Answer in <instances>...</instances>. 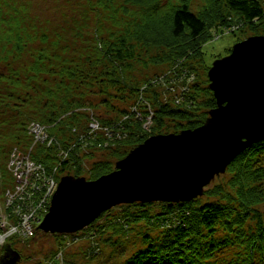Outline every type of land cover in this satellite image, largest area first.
Returning <instances> with one entry per match:
<instances>
[{"label":"trees","instance_id":"1","mask_svg":"<svg viewBox=\"0 0 264 264\" xmlns=\"http://www.w3.org/2000/svg\"><path fill=\"white\" fill-rule=\"evenodd\" d=\"M34 1L37 0H0V30L7 28L13 38L8 52L14 58L26 54L33 58L28 65L20 66L15 60L16 67L0 70V82L12 83V86L0 84V176H7L6 161L14 148H31V122L46 124L53 138L51 145H34L33 159L48 169L56 165L59 179L72 176L87 180L113 172L120 160L149 137L202 126L218 105L210 87L208 71L212 63L207 61L205 44L215 31L238 22L239 32L233 31L241 34L238 41L250 35L244 33L247 31L252 36L264 34V0H207L198 13L189 9L191 0H177L176 4L172 0L165 4L161 0H124L126 4L144 8L142 20L128 27L124 35L114 36L116 40L100 38L99 28L96 29V50L102 52L96 61L106 65L97 77L102 84L118 87L120 94L114 96L122 101L121 105L111 104L114 109L111 114L96 108L98 101L110 106L108 95H100L95 102L93 89L89 90L90 95L80 98L71 91V79L77 71L74 57L85 54L75 40L71 44L68 39L73 34L82 38L80 28L90 17L92 0L87 1L89 15L84 13L82 22H79L81 11L66 18L68 34L63 28L55 30L52 19L22 15L21 7ZM43 3L50 2L43 0ZM35 21L43 25L32 32ZM36 41L45 48L30 45ZM53 46L58 47L55 53L51 50ZM143 46L148 52L141 57L136 49ZM231 51L232 48L228 49V53ZM3 56L6 60L13 59ZM42 70L59 79L60 89L65 86L67 93L62 102L60 94L53 96L54 89L49 84L38 81ZM134 71L146 75L134 76ZM44 83H48L46 79ZM82 110H89V115L96 116L105 127L91 131L88 122L91 116L87 120ZM95 139L101 142L97 145ZM63 150L68 152L66 157L61 154ZM95 150L108 152L111 159L91 162ZM220 175H230L228 187L217 184L206 189L208 184L192 200L134 201L102 212L78 231L98 239L87 258L102 254L100 241L104 243L102 236L111 229L126 233L147 227L151 232L145 234L144 229L141 245L114 264H264V213L258 209L264 204V138L245 148ZM0 183L2 189L8 187L3 180ZM156 205L160 206L159 211ZM54 234L61 241L66 240L62 233ZM13 239L1 249L0 264L18 253L12 248ZM121 246L125 249L126 242L120 241ZM233 250H238L237 254Z\"/></svg>","mask_w":264,"mask_h":264},{"label":"water","instance_id":"2","mask_svg":"<svg viewBox=\"0 0 264 264\" xmlns=\"http://www.w3.org/2000/svg\"><path fill=\"white\" fill-rule=\"evenodd\" d=\"M208 75L218 107L211 111L205 125L180 134L148 138L120 160L114 172L96 180L64 176L40 228L70 233L88 226L102 212L121 203L192 200L203 193L216 174L225 172L245 148L262 141L264 35L237 43L231 55L214 62ZM160 172L165 175L159 176ZM8 258L3 264H16L19 254L14 252Z\"/></svg>","mask_w":264,"mask_h":264},{"label":"rangeland","instance_id":"3","mask_svg":"<svg viewBox=\"0 0 264 264\" xmlns=\"http://www.w3.org/2000/svg\"><path fill=\"white\" fill-rule=\"evenodd\" d=\"M42 1V2H40ZM50 3L45 4L43 3V0H37L31 3V5L26 7H21V14L25 15L26 18H29L31 16H36V18H42L45 19H52L53 23L56 25L55 30L62 29L65 34H68V30H65V28H69V21H67V17L70 15L73 16V14L77 11H81L82 18L79 22L83 21V14L87 13L89 15V8H87V1L88 0H46ZM163 1V2H162ZM168 0H161L163 4L167 2ZM207 0H191L188 7L191 11L198 13L200 10H203ZM93 2V9L92 12H90V17L87 19L86 23L82 25L80 28L83 29V36L82 38L74 37L75 34L69 35L68 41L71 44H74L73 40L76 41V46L79 47L81 51L84 52V55H76L74 57V63L76 64L77 71L74 77L71 79V87H72V93L80 98V97H86L90 95L89 90L93 89L94 93H91V95H94V101L97 102V100L100 99L101 96H107L109 104H113L114 106L121 105L122 101L114 96L116 93L120 94V91L118 90V87H116L112 83H106L102 84V80H100L97 76L100 75L101 71L104 69L103 62L97 63V59L102 55V52H98L96 50V45L98 43V40L96 39V29L99 28V37L104 40H113L117 39L115 37H118L120 35H124L126 32V29L130 27L132 24H134L136 21H141L143 18V12L144 8L141 5H135L132 3L126 4L124 0H114L112 2H105L100 3L99 0H92ZM175 4L178 3L177 0H172ZM60 4V5H59ZM58 5V6H55ZM141 7V8H139ZM39 14V15H38ZM42 14V15H41ZM114 18V19H112ZM72 19V17H71ZM35 26L32 27L30 30L34 32L35 29L40 30L42 28V22L35 21ZM51 23V22H47ZM238 23H235V25L230 26V29L221 28L222 32L225 34L219 38L210 40L205 44L203 47L204 51L206 52L207 61L210 63H214L217 59H221L223 57H226L228 54V49L233 48L238 41L241 34H233L232 32L236 26H238ZM73 26V25H72ZM75 27V26H74ZM7 28L0 30V70L5 69L4 71L8 70L9 66L16 67L15 60L18 61L19 65H28L29 60L33 59L29 55H23V57H17L14 58V55L8 52L7 48H10V44L12 45L13 42L10 37V34L6 32ZM218 29V32L221 31ZM238 31V28H236ZM239 32V31H238ZM57 33H60V31H57ZM244 33H250V31L244 32ZM4 35L8 36V39H3ZM243 37V39L247 38L248 36ZM115 36V37H114ZM132 44H139V43H132ZM30 45L36 46V47H43L42 43H39L38 41L31 43ZM45 48V47H43ZM57 46L51 47V50L53 53L57 52L58 50ZM13 50L12 48L10 49ZM138 56H144L148 50H146V47L143 46V48L136 49ZM4 55H8L9 59L6 60L3 57ZM65 59V57L63 58ZM64 61V60H63ZM34 62V60H33ZM58 62H61L59 60ZM8 66H4V65ZM90 64H96L97 66H91ZM135 64H137V61H135ZM212 66V64H211ZM41 76L38 79L39 82L42 84H49L53 89V96H58L60 94V99L62 102V99L64 98V95L67 93L65 86H63L61 89L59 88L60 85H58V80L54 78V75L52 73H46L44 70L41 71ZM85 74L90 75L94 79L89 80ZM134 76H142L144 78V75H146L145 72L141 71H134L132 72ZM29 76H31V73H28ZM44 79L47 80L48 83H44ZM89 82V83H88ZM0 84L2 86H12V83L7 81H1ZM117 89V90H116ZM47 94V92H45ZM43 94V98L46 97V95ZM97 95V97H95ZM111 95V96H110ZM51 96H49V99ZM52 100V99H50ZM101 105V106H98ZM98 105L96 106L97 109L101 111H109L111 114H114V109L112 106L106 107L103 106L101 102L98 101ZM26 110H31L29 108H26ZM77 109L76 111H78ZM81 110V109H80ZM86 112L87 120L89 118V110H82ZM101 111H97L99 114ZM96 116H91L89 123L93 122L96 125H98V130L100 128H104V125H99L97 121ZM69 134V132H68ZM102 137V135H101ZM95 142L98 145V141L95 139ZM23 147V146H22ZM24 148V149H23ZM22 149L19 147L20 152H23L25 154H29L33 149L23 147ZM96 152L93 154V156L90 158L91 162H95L98 160H105V159H111L108 152H104L101 150H95ZM65 157L67 155L63 154ZM17 159H15L16 161ZM164 160V159H163ZM10 155L6 161V175L7 176H0V180H3L7 186H11L13 184V188L17 189L18 187H22L25 189H34L33 193L35 194V197L39 198L41 197L40 191L38 192L37 189L43 190L44 184L48 183V185H52L53 182L59 181V175L60 172H58V168H56V165L53 169L47 170L46 174L48 172V176L45 172L42 171H36L34 170L32 173H30L28 168H25L18 163H15L17 168L20 170L18 172L17 177L13 176V173L10 171ZM162 162V160L160 161ZM158 162V163H160ZM58 164V161L57 163ZM161 164V163H160ZM163 164V163H162ZM22 170V171H21ZM34 173V174H33ZM2 174V172H1ZM32 174V175H31ZM159 176H164L165 173L163 172L159 173ZM21 176V177H19ZM230 175H220L214 176L211 183L208 185L207 188H213L217 184H221V186H226L227 181L229 180ZM4 189H2V184L0 183V192L2 193ZM37 191V192H35ZM219 199V198H215ZM205 200H208L206 198ZM16 206H18V202L16 201ZM157 211L160 210V206L156 205ZM258 209L261 210L264 213V204L258 206ZM0 227H2V219L0 217ZM145 229V234L149 231L147 227ZM144 229L137 228L136 230H131L129 232L123 233L122 231H114L111 229L110 231L103 234L102 239L104 240V243L101 242V249H103V252L101 255H99L97 258H87V254L89 252L93 251V245L98 241L96 238L93 240L92 238H89L88 235L79 233V237L75 240L68 239L67 242H71L70 245H68L65 248V252L63 254H59L57 256V250H59L61 242V237L59 235L47 233L43 229L37 228L35 231V235L29 239L23 238V240H19L16 243H13L12 246L20 251L22 254L21 260L17 264H106L111 263L114 264L115 260H121L124 257L130 255L135 247H139L141 245V241L143 238ZM85 235V236H83ZM152 239H154L155 234H152ZM120 241L126 242V247L124 249L123 246L120 247ZM66 245L62 246L65 247ZM120 250V251H119ZM119 251V252H116ZM235 254H237L238 250H233ZM119 253V254H118ZM63 259V260H62ZM58 260V261H57Z\"/></svg>","mask_w":264,"mask_h":264},{"label":"built area","instance_id":"4","mask_svg":"<svg viewBox=\"0 0 264 264\" xmlns=\"http://www.w3.org/2000/svg\"><path fill=\"white\" fill-rule=\"evenodd\" d=\"M98 121V120H97ZM100 125V122L98 121ZM90 126L93 130H98V125L91 122ZM31 130L35 134L36 140H46L47 134L44 125L33 123L31 125ZM53 139H50L51 143ZM15 159H17L15 161ZM28 168L30 173L34 170L45 172V169L41 164H36L30 157L29 154H22L18 151H14L12 154L10 168L14 172V175L17 177L18 172L20 171L16 164ZM22 171V170H21ZM34 174V173H33ZM32 175V174H31ZM48 176L47 174L44 175ZM21 177V176H19ZM56 187V182H53L52 185L48 183L44 184L43 190L37 189L40 191L41 197H35L33 193L36 188L25 189L18 187L14 191H8L6 194V206H13L12 212H5V210L0 206V217L2 219V230L0 231V247L6 241L7 238L12 236L15 233H20L22 235H30L33 230V222L38 221L40 215L45 212L47 200L51 197ZM35 191V192H37ZM16 201L18 206L15 205Z\"/></svg>","mask_w":264,"mask_h":264}]
</instances>
